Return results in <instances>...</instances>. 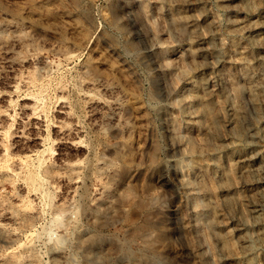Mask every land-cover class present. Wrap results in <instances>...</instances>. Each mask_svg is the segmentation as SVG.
<instances>
[{
    "label": "rangeland",
    "instance_id": "1",
    "mask_svg": "<svg viewBox=\"0 0 264 264\" xmlns=\"http://www.w3.org/2000/svg\"><path fill=\"white\" fill-rule=\"evenodd\" d=\"M253 4L0 0V264H264Z\"/></svg>",
    "mask_w": 264,
    "mask_h": 264
},
{
    "label": "bare ground",
    "instance_id": "2",
    "mask_svg": "<svg viewBox=\"0 0 264 264\" xmlns=\"http://www.w3.org/2000/svg\"><path fill=\"white\" fill-rule=\"evenodd\" d=\"M246 1H247L248 4H250V2L253 4V0H246ZM254 2H256V1H254ZM254 10H255V8H254ZM254 14H255L254 18H252L251 20H246V19L241 20L238 23L239 29L242 30V31L243 30L244 31L247 30L248 32H250L253 41L257 42V44L258 43H262V42L264 43V8L261 9V11H259L258 14H257V12H254ZM246 55H247V52H246ZM248 58H249V56L247 57V59ZM251 59L257 60L255 58H251ZM262 59H263V64H264V57ZM240 61H241V59H240ZM262 69H263L262 73L260 75H258L257 77H255L254 79L248 77L249 79L244 81L245 85H246L245 89L247 90L248 96L253 100L254 103H257V105L259 103V100H261V102L264 104V97H262V98L258 97V93L260 91L264 90L263 89L264 88V67L263 66H262ZM226 82H227L226 84L229 85L227 93L230 96H232V94H233V96L235 95V98H236V94L235 93L238 91L239 86L237 87L236 85H234L235 83H230L229 84L228 81H226ZM262 93H264V92H262ZM256 101H258V102H256ZM203 110L206 112L207 108L203 107ZM232 111H233L234 115L238 118L237 121H232V122L235 124V126H236V123L238 124L236 128H237V131L239 132V135H240V138H241L238 141V143H237V141L234 142V143H237V144L233 148L239 149L240 152L243 151V153H241L242 155L237 157L236 163L238 162V163L241 164L242 168L244 169L243 173L245 172V173H247L248 175H250L252 177L253 182H254V184H252V185H259V186L261 185L262 186V185H264V126H263V128L261 130V135L256 138L255 144H253V143L250 144L251 146L255 145V150L252 151V149L248 147L250 145L246 144L244 142V139H243V138H247L249 131H247L244 128V126H243L244 123H243V121H241V118H242L240 116L241 108L239 106L232 105ZM233 119H235V118H233ZM228 125H230V124H228ZM231 128H232V126H231ZM240 152H238V155H239ZM258 156H262L263 157L262 158L263 160H261L260 163L257 162ZM248 184H249V182H248Z\"/></svg>",
    "mask_w": 264,
    "mask_h": 264
}]
</instances>
